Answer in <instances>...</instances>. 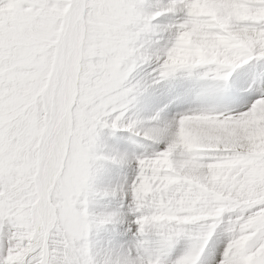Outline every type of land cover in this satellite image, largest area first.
<instances>
[{"label": "snow or ice", "instance_id": "snow-or-ice-1", "mask_svg": "<svg viewBox=\"0 0 264 264\" xmlns=\"http://www.w3.org/2000/svg\"><path fill=\"white\" fill-rule=\"evenodd\" d=\"M0 264H264V0H0Z\"/></svg>", "mask_w": 264, "mask_h": 264}]
</instances>
